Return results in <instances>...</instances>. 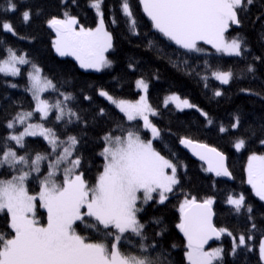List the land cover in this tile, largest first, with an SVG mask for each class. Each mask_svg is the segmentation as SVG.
<instances>
[{"label":"snow or ice","instance_id":"6c2138e0","mask_svg":"<svg viewBox=\"0 0 264 264\" xmlns=\"http://www.w3.org/2000/svg\"><path fill=\"white\" fill-rule=\"evenodd\" d=\"M143 13L151 21L156 33L177 46L181 55L206 53L202 45H210L221 56L244 58L248 53L245 38L237 33L231 36L233 26L239 28L255 0H138ZM24 0H5L0 8V32L19 36L11 20L3 18L8 13H17ZM65 10L62 16L46 20L47 27L54 32L52 47L60 57H73L84 70L100 72L111 68L113 62L106 56L113 49V36L105 26L104 0H88V7L94 10L98 23L95 28L83 26L75 15L68 11V0H61ZM75 4L76 0H71ZM120 12L127 31L133 36L141 35L139 22L134 14L131 0H120ZM41 14V10L25 5L20 12L22 25H29ZM113 24L118 20L113 17ZM26 39V37H19ZM264 40V33H261ZM150 48H156L155 41H148ZM159 50V49H158ZM0 74L5 77L20 76L22 65H30L27 72L28 86L35 102L30 110L16 111L6 119V135L0 136V217L4 227L0 230V264H176L171 252L160 246L159 241L148 240L147 227L141 213L150 202L163 205L180 184L178 170L183 165L173 162L154 147V141H162L163 130L150 117L160 112L149 103V80L141 76L135 80L139 98H119L104 88H98L97 95L114 106L123 116L112 121L115 127L100 137L103 147L98 153L103 159L101 170L94 182L86 179L83 157L79 146L83 137L71 134L69 127H85L88 118L76 107L77 96L64 88L63 84L43 75L41 67L7 45L0 37ZM170 59V58H169ZM255 60H262L256 56ZM179 63L187 65L183 60ZM179 63L174 64L179 67ZM205 73H197L209 87V79L220 85H229L236 79L231 68L213 67L206 60ZM128 68L136 71V64ZM247 73L255 72L254 64L246 65ZM153 77L159 79L157 74ZM11 88L15 83L8 82ZM246 95H260L250 88H241ZM45 93L56 94L50 100ZM215 97L224 92L214 90ZM83 100L92 102L93 97L84 95ZM163 107L174 105L177 111L195 108L208 126L216 124L211 116L188 98H181L175 92L163 98ZM55 113L54 120L50 116ZM39 114V121L33 122ZM111 119L109 108L98 107L91 122L99 125ZM126 121L127 123H125ZM142 122V123H141ZM52 126H46V124ZM243 126L242 114L234 113L228 125L218 124V132L231 136ZM84 129H81L83 131ZM143 132L150 134L145 139ZM119 133V134H117ZM242 135H236L232 147L240 152L246 149L253 137L264 145V124L258 129L249 126ZM28 137H40L46 142L48 151L33 152ZM179 143L190 148L195 156L207 164L206 172L215 177L232 178L224 152L206 143L194 141L191 137L179 138ZM46 164V167H42ZM170 170V171H169ZM246 183L254 195L264 201V154L252 153L246 165ZM37 185L30 191V184ZM216 199L208 196L197 199L186 195L179 205V223L176 228L186 241L184 259L187 264H225L223 246L211 247L210 241L222 237L231 238L229 255H238V250L251 252L254 240L251 232L234 234L226 227H218L213 218L216 215ZM225 203L236 214L248 213L252 220L253 208L246 203L243 193L229 194ZM159 225L161 220L153 218ZM255 223L251 229H256ZM165 229L156 233L163 236ZM138 240L133 245L131 238ZM127 242V244L125 243ZM129 245H131L129 247ZM176 248L175 244L170 246ZM260 264H264V236L258 241Z\"/></svg>","mask_w":264,"mask_h":264},{"label":"trees","instance_id":"16d2710c","mask_svg":"<svg viewBox=\"0 0 264 264\" xmlns=\"http://www.w3.org/2000/svg\"><path fill=\"white\" fill-rule=\"evenodd\" d=\"M4 3L5 0H0V8ZM131 3L139 22L141 33L139 36H133L127 31L120 12V0H104L105 26L113 36V49L109 52L113 64L111 68L100 72L81 69L73 57H60L53 49L52 40L55 34L47 27L46 20L52 16H62L65 8L61 0H24L17 13H8L3 17L11 20L19 36L0 32V37L6 40L7 45L16 49L18 54L27 53L30 60L41 66L46 76L52 78L58 85H64L62 90L71 91L77 96L76 107L88 118L89 124L86 127L70 126L69 132L83 137L79 152L83 157L82 164L86 179L90 182H94L103 164V159L98 154L103 147L100 137L104 132L115 127L112 121H118L123 116L114 106H109L107 101L98 97L96 90L104 88L116 97L136 100L140 92L135 88V80L141 76L148 79L149 102L160 112L159 116L152 119L163 130V140L154 141V147L162 155L172 159L173 162H180L183 166L177 173L180 184L173 193L169 194L168 200L163 205L150 202L141 213L142 222L148 225L146 229L148 240L145 243L159 241L161 247L170 250L171 258L176 264H187L184 259L186 241L176 228L180 216L179 205L186 195L196 196L197 199L211 196L216 199L213 206L216 212L214 223L218 227H226L234 234L250 231L254 236V240L249 241L253 245V250L251 252L238 250L236 256L229 255L232 247L231 238L222 237L220 241L226 253L225 264H260L258 241L264 236V201H260L246 183L245 170L248 156L252 153L264 154V145L260 144L258 138L253 137L248 141L246 149L237 152L232 147V141L236 135L245 134L244 129L249 126L258 129L264 124V40L260 38L261 33H264V0H255L247 13L243 14L242 26L239 28L233 26L231 30V36L239 33L246 40L249 51L244 58L221 56L215 53L210 45H202L207 50L206 53L181 55L183 50L178 52L177 46L166 41L152 29L151 21L143 13L138 0H131ZM25 5L41 10V14L29 25L21 24L20 12L24 10ZM67 10L87 28H94L98 23L94 10L88 7V0H76L75 4L68 0ZM113 17L118 23L111 22ZM20 36L26 39H20ZM150 40L156 42V48L148 46ZM3 55L4 53L0 51V57ZM256 56L262 57V60H255ZM183 60L187 61V65L179 63ZM206 60L213 67L231 68L236 73V79L229 85H220L218 81L210 78L209 87L205 88L204 82L197 73L202 75L205 73ZM130 62L136 64V71L128 68ZM176 63H179V67L174 66ZM249 63L254 64V74L246 71V65ZM29 70L30 65H23L20 76L5 77L0 74V136L6 135L8 131L4 127L7 118L21 108L30 110L34 107L35 102L31 93L25 90L28 86ZM154 73L159 79L153 77ZM8 82L15 83L18 87L11 88ZM217 88L224 92L223 96H214V90ZM241 88H250L260 95H246L240 92ZM172 92L190 99L191 103L207 112L216 124L208 126L205 118L195 108L177 111L171 104L168 108H164L163 98ZM84 95L92 96V102L83 100ZM45 97L50 100L57 98L54 93H45ZM101 106L109 108L111 119L97 126L91 122V117ZM234 113L242 114V128L231 136L219 133L218 124L228 125ZM54 115L55 113L49 119L54 120ZM34 120L39 121V114ZM46 125L52 126L50 123ZM142 135L145 139L150 137L147 132H143ZM184 136L224 152L228 157V167L233 181H226L222 177H215L206 172L205 165L193 159L185 150V146L179 143V138ZM26 139L33 152L49 150L46 142L40 137ZM2 172L4 170L0 169V173ZM30 190L33 192L37 190L34 182L30 184ZM240 193L245 195L246 203L253 208L252 220L247 219L248 213L245 211L236 214L225 203L229 194ZM153 218H159L161 223L159 225L152 223ZM252 223L257 225L254 230L251 229ZM3 227V217H0V230ZM162 228L166 230L164 235L162 237L155 235ZM137 240L138 238L132 237V244L134 245ZM172 244H175L176 248L171 249Z\"/></svg>","mask_w":264,"mask_h":264},{"label":"water","instance_id":"95a60500","mask_svg":"<svg viewBox=\"0 0 264 264\" xmlns=\"http://www.w3.org/2000/svg\"><path fill=\"white\" fill-rule=\"evenodd\" d=\"M209 146H210V145H209ZM212 147H213V146H212ZM185 150L188 152V154H189L190 156H192L193 159H195V160H197V161L203 163V165H205L206 168H207V164H206L204 161H201L197 156H195L190 148L185 147ZM227 165H228V159H227ZM228 168H229V167H228ZM229 171H230V169H229ZM211 174H213V173H211ZM213 175H214V174H213ZM222 178H223L224 180H226V181H230V182L233 181V176H232L231 179H229V178H227V177H222ZM214 219H215V216H214V218H213V222H214ZM215 242H217V241H215V240H214V241H210V245L214 244Z\"/></svg>","mask_w":264,"mask_h":264},{"label":"rangeland","instance_id":"374dc122","mask_svg":"<svg viewBox=\"0 0 264 264\" xmlns=\"http://www.w3.org/2000/svg\"><path fill=\"white\" fill-rule=\"evenodd\" d=\"M96 27V26H95ZM94 27V28H95ZM111 50H109V52H110ZM109 52H107L106 53V56L109 58ZM110 59V58H109ZM23 66V65H22ZM22 66H20V67H22ZM41 67V66H40ZM42 69V68H41ZM43 70V69H42ZM29 71H31V67H30V70ZM91 71H94V70H91ZM43 75H45L44 73H43ZM46 76V75H45ZM141 94V93H140ZM178 94V93H177ZM178 95H180V94H178ZM44 96H45V94H44ZM181 96V98L183 99V98H186V97H183L182 95H180ZM148 99H149V97H148ZM190 100V99H189ZM190 102H191V100H190ZM150 103V102H149ZM151 119H152V117H150ZM33 122H38L37 120H34ZM154 122V121H153ZM46 126H48V125H46ZM148 138H150V137H148ZM147 139V138H146ZM257 154V153H256ZM247 163V162H246ZM42 167H46V164L45 165H43ZM170 171V170H169ZM31 191V190H30ZM220 241V240H219ZM217 246H223V244H221V241L218 243V244H216V245H214V246H211V247H217ZM223 248H224V246H223Z\"/></svg>","mask_w":264,"mask_h":264}]
</instances>
